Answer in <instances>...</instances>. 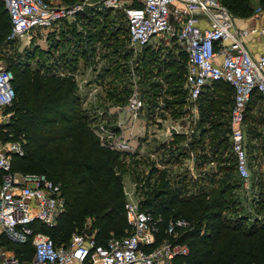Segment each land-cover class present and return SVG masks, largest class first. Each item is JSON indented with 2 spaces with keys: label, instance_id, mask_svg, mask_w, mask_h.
<instances>
[{
  "label": "built area",
  "instance_id": "obj_1",
  "mask_svg": "<svg viewBox=\"0 0 264 264\" xmlns=\"http://www.w3.org/2000/svg\"><path fill=\"white\" fill-rule=\"evenodd\" d=\"M2 2L9 17L7 41L24 35L31 40L34 31L46 28L45 31L49 32L64 20L81 25L85 19H79L78 15L94 9L89 8L92 6L124 15L129 48L146 46L154 36L160 41L167 38L186 55L183 104L187 120L194 124L198 121L197 99L206 85L216 80L230 85L232 101L228 114L229 149L226 152L233 156L234 172L241 184L254 181L244 116L254 92L264 99V51L253 56L244 39L253 35L264 41V21L240 24L220 0H78L64 5L50 0ZM263 11V7L255 6L249 18L258 19ZM159 40H156L158 44ZM12 79V71L0 58V110L10 106L15 98ZM143 105L137 91L127 99V110L133 116ZM190 105L195 110L194 116L189 113ZM1 121L0 114V124ZM97 125L94 131L100 145L124 154L136 152L120 122L117 128L121 130L116 131L109 129L105 122ZM170 129L172 135L184 134L188 142L193 139V127L184 132L178 131L174 125ZM23 143L21 139L0 138V235L20 243L30 240L33 253L29 259H22L0 245V264H173L174 256L188 252L185 244L167 238L156 242L163 216L161 212L142 207L141 198L124 202L130 227L126 235L111 236L99 243L94 231L85 227L82 231L72 232L65 242H54L48 234L36 230L35 223L54 227L64 210V197L59 184L43 173L11 171L12 158L24 155ZM184 145L186 148L179 154L183 153L192 163L195 159L198 161L193 148L187 143ZM203 162L218 166L213 158ZM253 217L260 218L261 215ZM191 228L188 220L169 217L164 232L175 236L176 229Z\"/></svg>",
  "mask_w": 264,
  "mask_h": 264
},
{
  "label": "trees",
  "instance_id": "obj_2",
  "mask_svg": "<svg viewBox=\"0 0 264 264\" xmlns=\"http://www.w3.org/2000/svg\"><path fill=\"white\" fill-rule=\"evenodd\" d=\"M220 2L230 11L232 9L243 16H249L254 9L250 8L246 0ZM2 3L0 1V45L7 41L9 31ZM258 6L264 8V4ZM94 16L91 18L83 14L88 21L97 20ZM90 28L88 26L87 29ZM98 33H101L100 30L92 32L89 38H97ZM145 50V64L157 60L154 52L147 50V47ZM80 52L87 53L85 49ZM179 53L176 59L172 52H168L167 60H161L166 71L159 70V73L164 75L163 78L169 84L165 91L177 94L175 100L166 99V104L181 106L185 98L182 86L186 55L184 52ZM16 64L11 58H7L5 64L13 74L11 83L15 98L11 108L16 116L10 123L0 124L6 134L0 133V138L22 133L25 139L24 155L12 158L11 171L29 173V166L37 167L39 171L36 173L46 171L48 178L60 183L65 202L54 227L35 223L36 230L48 234L56 243L65 242L73 230L82 229L86 217H92V227L96 230L92 227L86 229L95 231L96 241L102 243L110 230L129 229L121 178L112 169L120 152L100 145L98 137L80 111L73 81L67 76L47 75L38 71L29 74L31 70L27 66L19 74ZM254 95L260 96L254 92L251 101ZM231 101L232 89L228 83L216 80L204 87L197 99L199 135L197 138L193 136L190 143L193 149L197 145L201 147L199 158L203 161L213 158L218 162L217 170L224 171L218 185L210 190L202 186L188 196H181L180 188L167 183L166 169H163L158 183L145 191L148 195L142 201V207L161 212L163 216L156 242L167 238L188 247L186 254L174 256L173 264H264V214L260 218L253 217L248 224L249 216L246 214L237 213L233 218L223 215L234 204V200L228 198L233 188L230 177L234 162L229 166L221 164L225 160L221 154L229 149V122L225 115ZM175 114L180 115V112L175 111ZM206 137H209V152H203ZM176 138L182 136L176 135ZM260 150L264 155V143ZM151 169L153 172L156 170L153 166ZM209 179L216 180L213 174L209 175ZM162 196L167 198L161 199ZM254 199V208L264 210V190L257 191ZM169 217L184 218L191 223L192 228L176 229L175 236L169 235L164 232ZM5 243L15 244L14 254L22 259H29L33 253L30 240L20 243L1 234L0 245L5 246Z\"/></svg>",
  "mask_w": 264,
  "mask_h": 264
},
{
  "label": "rangeland",
  "instance_id": "obj_3",
  "mask_svg": "<svg viewBox=\"0 0 264 264\" xmlns=\"http://www.w3.org/2000/svg\"><path fill=\"white\" fill-rule=\"evenodd\" d=\"M52 1L54 4L64 5L78 0ZM246 2L250 8L264 4L263 0H246ZM107 10L109 9L95 10L102 12L103 15L97 16V20L90 19V22L87 20L88 18H85L81 25L73 24L67 32H62L60 27H55L49 33L45 31L46 28H43L42 31L36 33L37 36L34 37V41L33 38L29 41L27 35L6 41L0 45V58L6 65L7 58L16 62L15 66L17 72H20L19 74L27 66L31 70L29 74L38 71L47 75L69 77L74 83V90L79 98L80 111L84 114L93 131L99 122H105L109 129L116 131L118 128L114 124L120 122L122 131L125 135L130 136L131 144L136 151L133 154L120 153L117 157V165H112L114 174L121 178L120 182L125 200L137 198H141L142 201L145 200L148 195L145 191L150 190L158 183L160 171L163 169H166L167 183L171 187L180 188L181 196H188L202 186L207 190L216 187L224 171L217 170L218 167L214 165L215 163L209 166L201 158L198 161L193 160L192 163L190 158L187 159L183 153L179 154L186 148L185 143L189 144V147L191 146V142L187 141L184 134H178L182 138L175 136V139H172L171 125L182 132L193 127V136L197 138L199 135L197 122L194 124L186 119L187 110L184 104L181 106L172 103L166 104V99L175 100L177 94L165 91L169 84L163 78L164 75L159 73V70L166 71L162 61L163 59L167 60L168 52H172L174 57L178 59L180 50L167 38L160 41L158 36H154L146 46L137 49L129 48L124 15L113 10L107 15ZM231 11L236 21L238 19L245 21L248 18V16L233 12L232 9ZM89 15L93 18L91 14ZM93 24H95L94 27ZM88 26L91 27L89 30L87 29ZM98 30L101 33L96 35L99 40L95 47L93 43L95 39L89 38V36ZM156 40H159L160 44ZM146 47L147 50L156 54L157 59L148 65L144 63ZM82 49H85L87 53L80 57L82 60H79L75 66L73 65L75 59L72 56L77 55ZM22 77L20 78L22 79ZM36 78L34 77V79ZM182 88L184 89L183 86ZM135 91L142 97L144 105L140 112L133 116L127 110V99ZM190 106L189 113L194 116L195 110L193 111L191 109L193 106ZM11 107L10 105L0 110L1 125H6L10 123L12 118H15L16 114ZM175 111L182 112L180 115H176ZM225 118H227V114ZM112 119L117 122L112 121ZM1 125L0 133L5 136V131ZM245 130L249 144L248 156L253 162L250 170L254 181L241 184L233 170L230 177L233 188L231 196L228 198L230 201L234 200V204L230 207V211L225 210L223 215L226 218H233L237 213L246 214L249 216L248 224L252 222V216L255 214L258 216L264 214L263 209L254 208L253 200L257 191L264 190V155L260 150L264 143V99L261 96L254 95L249 103ZM11 135L13 136L2 140H25L22 133H12ZM172 140L173 147L171 146ZM208 140L209 137H206L204 142L207 152H209ZM200 148L197 145L193 149L196 156L200 154V150H202ZM226 151L221 154V158L225 159L221 163L223 166H229L233 162V156ZM152 166L157 171L153 172ZM188 166H192V168L189 169ZM28 171L29 173H36L39 170L35 166H29ZM43 172L46 175V171ZM212 174L216 178L214 181L209 179V175ZM57 183L60 187V183ZM166 198V196L161 197V199ZM235 208H237V212ZM85 227H92V217H86L82 229H75L72 232H79ZM92 229L96 230L93 227ZM129 231L130 228L112 229L105 238L124 236ZM14 246L15 244L5 243L3 247L10 253H14Z\"/></svg>",
  "mask_w": 264,
  "mask_h": 264
},
{
  "label": "crops",
  "instance_id": "obj_4",
  "mask_svg": "<svg viewBox=\"0 0 264 264\" xmlns=\"http://www.w3.org/2000/svg\"><path fill=\"white\" fill-rule=\"evenodd\" d=\"M1 2H2V0H0ZM50 1H52V0H50ZM53 2V1H52ZM1 8H4V6H3V3H2V6H1ZM89 8H96V7H94V6H92V7H89ZM4 10H5V14H6V17H7V22H8V25H9V17H8V14H7V11H6V9L4 8ZM95 10H98V9H95ZM95 10H93V9H90V10H88V11H86V12H84L85 14H87V15H89V14H94V13H96V14H94L93 16H94V18H96L97 16H101V15H103L102 14V12H100V11H95ZM91 12V13H90ZM111 12V10H107V15L109 14ZM84 13H80L78 16V18L80 19V18H84L83 17V14ZM90 16V15H89ZM264 21V11L260 14V17L258 18V19H252V18H249V16H248V18H246L245 19V21H242V20H239L238 19V23H242L243 25L245 24V23H249V22H252L253 24H259V23H261V22H263ZM72 24H76V22H71V20H64L63 22H60L59 23V26H57V27H60V30L62 31V32H67L71 27H72ZM38 32H40L39 30H38ZM37 32H35L34 31V34H33V41L35 40L34 39V37L35 36H37V34H36ZM50 33V32H49ZM42 36H43V34H42ZM93 40V39H92ZM98 37L97 38H95V41L93 40V43H94V46L96 47V45H97V43H98ZM44 41H46L45 39H44ZM244 41H245V45L247 46V48H248V50L250 51V53L253 55V56H256L258 53H260V52H262V51H264V41H263V39L262 38H260V37H258V36H253V35H250V36H246L245 37V39H244ZM84 53L82 52H80V50H79V52H78V54L77 55H74V56H72V58L73 59H75L74 60V64L73 65H77L76 63L77 62H79V60H82L80 57H83L84 55H83ZM217 62H219V59H217ZM67 71V70H66ZM230 108V107H229ZM227 111H228V109H227ZM226 111V112H227ZM197 114H198V112H197ZM228 114H229V111H228V113H227V117H228ZM199 115V114H198ZM114 119V118H113ZM112 119V121H116V120H113ZM122 121V120H121ZM117 122V121H116ZM112 123V122H111ZM118 123V122H117ZM117 123L116 124H114V126L116 127L117 126ZM176 135H178V134H175V135H172V137L175 139V136ZM129 136V135H128ZM185 136V135H184ZM129 138H130V136H129ZM171 146L173 147V140L171 141ZM208 146H209V144H208ZM204 151H206L205 150V145H204ZM207 152V151H206ZM208 155H209V153H208Z\"/></svg>",
  "mask_w": 264,
  "mask_h": 264
}]
</instances>
